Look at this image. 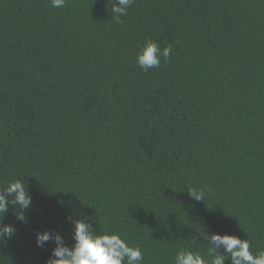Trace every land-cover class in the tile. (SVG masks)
I'll return each instance as SVG.
<instances>
[{
	"label": "trees",
	"instance_id": "trees-1",
	"mask_svg": "<svg viewBox=\"0 0 264 264\" xmlns=\"http://www.w3.org/2000/svg\"><path fill=\"white\" fill-rule=\"evenodd\" d=\"M111 6L0 0V189L32 196L28 223L9 205L0 264H47L45 229L73 245L69 213L143 264L204 253L205 230L264 250V0H135L123 23ZM146 38L173 46L147 72Z\"/></svg>",
	"mask_w": 264,
	"mask_h": 264
},
{
	"label": "clouds",
	"instance_id": "clouds-1",
	"mask_svg": "<svg viewBox=\"0 0 264 264\" xmlns=\"http://www.w3.org/2000/svg\"><path fill=\"white\" fill-rule=\"evenodd\" d=\"M67 0H50L53 8H63ZM135 0H112L109 9L111 18L117 23H123L122 17L128 15V9ZM172 44L161 49L159 43L152 38H146L136 53L138 67L147 72L158 68L161 60L168 63L172 56ZM188 193L196 200H205V190L189 187ZM16 218L28 223L26 210L31 207L32 196L27 184L21 179L8 182L0 189V242L12 239L18 232L13 223H5V214L9 205ZM68 219L74 224L73 245L65 243L63 235L53 229H45L36 234L38 247H44L48 242L54 243L47 264H143L144 255L139 246L130 245L120 233L103 230L95 231L88 218L74 217L69 213ZM207 242L204 253L187 248H180L175 255V264H225L231 259V264H264V250L253 253L249 239L231 233L199 234ZM222 250V251H221Z\"/></svg>",
	"mask_w": 264,
	"mask_h": 264
}]
</instances>
